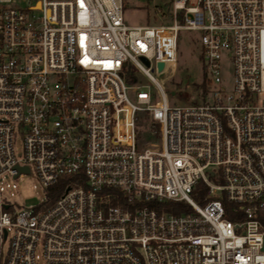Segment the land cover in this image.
<instances>
[{
    "label": "built area",
    "instance_id": "obj_1",
    "mask_svg": "<svg viewBox=\"0 0 264 264\" xmlns=\"http://www.w3.org/2000/svg\"><path fill=\"white\" fill-rule=\"evenodd\" d=\"M8 3L0 0V264H264V0H173L171 23L144 25L125 24L123 0ZM183 29L201 32L205 99L171 105L152 72L175 63ZM139 113L160 135L156 149L139 146ZM28 173L42 188L75 180L49 207L16 209L3 192ZM199 181L214 196L203 204L191 195ZM118 195L125 205L112 203ZM223 198L241 219L225 217Z\"/></svg>",
    "mask_w": 264,
    "mask_h": 264
},
{
    "label": "rangeland",
    "instance_id": "obj_2",
    "mask_svg": "<svg viewBox=\"0 0 264 264\" xmlns=\"http://www.w3.org/2000/svg\"><path fill=\"white\" fill-rule=\"evenodd\" d=\"M35 0H13V3L3 4L27 8ZM173 0H123V21L127 25L144 24H169L172 22L170 11ZM197 0H187L188 5H195ZM200 31L180 30L178 32L176 61L172 66L166 67L161 73L152 72L154 78L160 83L165 91L166 100L171 105H186L190 102H201L205 99L206 77L202 59V45L200 44ZM221 79L230 91L233 78V66L231 59L224 56L221 59ZM141 83L147 81L140 76ZM150 89L156 93L153 85ZM174 92V94L171 93ZM138 135L140 148L156 149L160 146V135L149 134L150 121L144 113L138 114ZM153 144V145H151ZM16 154L21 153V139L17 138L15 143ZM5 182L13 183L10 178ZM16 187H10L3 192L16 209L37 205L47 198V188H42L33 173L20 176L15 180ZM194 199V198H193ZM195 200V199H194ZM195 202H197L195 200ZM38 253H41L38 250ZM39 264H43L42 261Z\"/></svg>",
    "mask_w": 264,
    "mask_h": 264
},
{
    "label": "trees",
    "instance_id": "obj_3",
    "mask_svg": "<svg viewBox=\"0 0 264 264\" xmlns=\"http://www.w3.org/2000/svg\"><path fill=\"white\" fill-rule=\"evenodd\" d=\"M130 72L127 75V81L132 82L134 78V69H130ZM202 92H205V87H201ZM73 177L65 176L57 180L56 183L53 185L47 187L48 191L46 193L47 198L44 201V206L49 207L51 206L55 200L65 191V189L68 186H73ZM208 188L207 186L202 182L199 181L195 188L192 191V197L199 202L200 204L205 203L208 199L214 198V196H208ZM124 198L122 195H118V197L115 200H112L113 204H120L125 205ZM224 203V209H225V217L229 220H238L242 218V214L239 212L234 211L235 205L232 202L227 201L225 198L222 199ZM148 206L155 207L157 209H164L170 213L173 214H179L181 212H189L191 211L190 205H188L185 202H178V201H167V202H157V201H150L147 203ZM264 222V217H263Z\"/></svg>",
    "mask_w": 264,
    "mask_h": 264
},
{
    "label": "water",
    "instance_id": "obj_4",
    "mask_svg": "<svg viewBox=\"0 0 264 264\" xmlns=\"http://www.w3.org/2000/svg\"><path fill=\"white\" fill-rule=\"evenodd\" d=\"M143 60H144L145 64L147 65L148 62H147L145 59H143ZM157 68H158V70H161V69L163 68V63H161V62L158 63V64H157ZM171 93L173 94L174 92L171 91ZM19 170H22V171L27 172L28 169H27L26 167H20Z\"/></svg>",
    "mask_w": 264,
    "mask_h": 264
}]
</instances>
